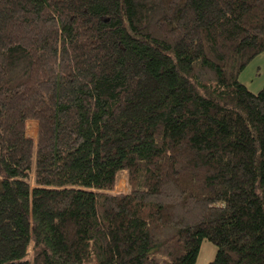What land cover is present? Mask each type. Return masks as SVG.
<instances>
[{
	"label": "trees",
	"instance_id": "trees-1",
	"mask_svg": "<svg viewBox=\"0 0 264 264\" xmlns=\"http://www.w3.org/2000/svg\"><path fill=\"white\" fill-rule=\"evenodd\" d=\"M259 54L264 0H0V264H264Z\"/></svg>",
	"mask_w": 264,
	"mask_h": 264
},
{
	"label": "rangeland",
	"instance_id": "rangeland-1",
	"mask_svg": "<svg viewBox=\"0 0 264 264\" xmlns=\"http://www.w3.org/2000/svg\"><path fill=\"white\" fill-rule=\"evenodd\" d=\"M238 80L245 85L250 92H257L264 85V54H259L254 57V60L248 63L243 69ZM26 125V136L36 139V122L29 121ZM117 178L118 180L112 190L117 193L128 191L126 173L123 172L119 174ZM198 254L195 264H207L216 254L215 247L210 242H202Z\"/></svg>",
	"mask_w": 264,
	"mask_h": 264
}]
</instances>
